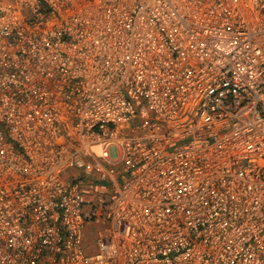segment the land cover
<instances>
[{"label":"built area","instance_id":"obj_1","mask_svg":"<svg viewBox=\"0 0 264 264\" xmlns=\"http://www.w3.org/2000/svg\"><path fill=\"white\" fill-rule=\"evenodd\" d=\"M0 264H264V0H0Z\"/></svg>","mask_w":264,"mask_h":264},{"label":"rangeland","instance_id":"obj_2","mask_svg":"<svg viewBox=\"0 0 264 264\" xmlns=\"http://www.w3.org/2000/svg\"><path fill=\"white\" fill-rule=\"evenodd\" d=\"M112 153H114V152L112 151Z\"/></svg>","mask_w":264,"mask_h":264}]
</instances>
